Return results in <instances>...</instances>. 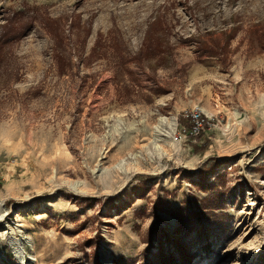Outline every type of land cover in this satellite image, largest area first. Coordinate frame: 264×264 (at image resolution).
I'll use <instances>...</instances> for the list:
<instances>
[{
    "label": "rangeland",
    "instance_id": "1",
    "mask_svg": "<svg viewBox=\"0 0 264 264\" xmlns=\"http://www.w3.org/2000/svg\"><path fill=\"white\" fill-rule=\"evenodd\" d=\"M0 264H264V0H0Z\"/></svg>",
    "mask_w": 264,
    "mask_h": 264
},
{
    "label": "built area",
    "instance_id": "2",
    "mask_svg": "<svg viewBox=\"0 0 264 264\" xmlns=\"http://www.w3.org/2000/svg\"><path fill=\"white\" fill-rule=\"evenodd\" d=\"M183 118L187 121V126H181L179 131L173 134V141L175 143H181L187 138H195L204 129L206 124V117L202 111L195 109L191 112L185 113Z\"/></svg>",
    "mask_w": 264,
    "mask_h": 264
},
{
    "label": "bare ground",
    "instance_id": "3",
    "mask_svg": "<svg viewBox=\"0 0 264 264\" xmlns=\"http://www.w3.org/2000/svg\"><path fill=\"white\" fill-rule=\"evenodd\" d=\"M172 129H171V133L173 134L174 130H175V121L172 122ZM170 129V128H169ZM169 133V132H168Z\"/></svg>",
    "mask_w": 264,
    "mask_h": 264
}]
</instances>
